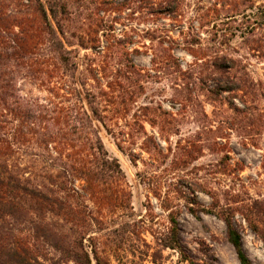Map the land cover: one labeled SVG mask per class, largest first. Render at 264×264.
<instances>
[{
    "label": "rangeland",
    "instance_id": "1",
    "mask_svg": "<svg viewBox=\"0 0 264 264\" xmlns=\"http://www.w3.org/2000/svg\"><path fill=\"white\" fill-rule=\"evenodd\" d=\"M75 5L83 13L95 4L76 0ZM141 5L147 7L101 13L114 26L111 43L122 58L133 60L141 78L127 72L129 93L108 97L111 125L100 131L109 155L119 162L128 199L123 207L96 212L102 230L96 224L90 233L124 227L120 248L106 250L110 264H190L163 246L174 217L180 242L194 259L239 264L216 216L230 205L237 208L233 221L246 256L252 264H264V33L257 28L251 36L248 26L264 0H143ZM215 37L256 84L254 97H242L246 105L231 94L205 97L199 83H190L191 97H175L177 77L181 84L197 72L202 61L197 57L209 51ZM90 53L96 51L80 50ZM137 78L139 90L133 85ZM18 87L27 97L46 96L26 79ZM248 213L257 225L246 219Z\"/></svg>",
    "mask_w": 264,
    "mask_h": 264
},
{
    "label": "trees",
    "instance_id": "2",
    "mask_svg": "<svg viewBox=\"0 0 264 264\" xmlns=\"http://www.w3.org/2000/svg\"><path fill=\"white\" fill-rule=\"evenodd\" d=\"M141 1L113 6L89 0L94 7L78 13L76 0H0V264H110L106 250L120 248L123 226L90 233L96 224L102 230L96 212L123 207L129 195L119 162L109 155L100 131L111 125L108 97H126L127 72L140 78L141 73L111 43L114 26L101 13L151 4L142 6ZM251 16L250 35L257 28L264 33V8ZM212 41L209 51L197 57L202 60L197 72L185 83H177V77L175 97H191L190 83H199L205 97L231 94L246 105L242 97H254L255 82L224 50L221 38ZM260 41L264 49V35ZM81 49L96 54L81 55ZM111 58L117 62L109 63ZM120 67L125 68L122 74ZM22 79L46 96L23 95L18 87ZM139 80L133 83L137 90ZM235 212L227 205L216 216L225 224L239 264H252L233 221ZM245 216L256 223L249 213ZM163 246L190 264H207L182 246L174 217Z\"/></svg>",
    "mask_w": 264,
    "mask_h": 264
}]
</instances>
